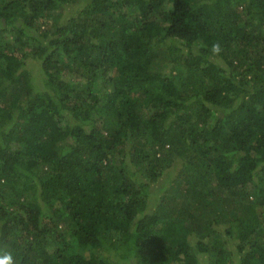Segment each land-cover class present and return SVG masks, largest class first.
Masks as SVG:
<instances>
[{"label": "trees", "instance_id": "obj_1", "mask_svg": "<svg viewBox=\"0 0 264 264\" xmlns=\"http://www.w3.org/2000/svg\"><path fill=\"white\" fill-rule=\"evenodd\" d=\"M4 254L264 264V0H0Z\"/></svg>", "mask_w": 264, "mask_h": 264}, {"label": "clouds", "instance_id": "obj_2", "mask_svg": "<svg viewBox=\"0 0 264 264\" xmlns=\"http://www.w3.org/2000/svg\"><path fill=\"white\" fill-rule=\"evenodd\" d=\"M0 264H15L14 257L11 254L0 256Z\"/></svg>", "mask_w": 264, "mask_h": 264}, {"label": "rangeland", "instance_id": "obj_3", "mask_svg": "<svg viewBox=\"0 0 264 264\" xmlns=\"http://www.w3.org/2000/svg\"><path fill=\"white\" fill-rule=\"evenodd\" d=\"M163 183L165 182V180L162 181Z\"/></svg>", "mask_w": 264, "mask_h": 264}]
</instances>
